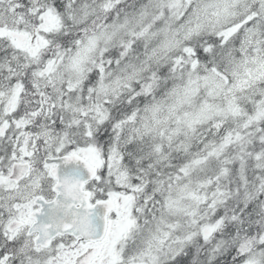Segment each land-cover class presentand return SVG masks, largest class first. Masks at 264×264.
Wrapping results in <instances>:
<instances>
[{
  "label": "snow or ice",
  "instance_id": "6c2138e0",
  "mask_svg": "<svg viewBox=\"0 0 264 264\" xmlns=\"http://www.w3.org/2000/svg\"><path fill=\"white\" fill-rule=\"evenodd\" d=\"M0 264H264V0H0Z\"/></svg>",
  "mask_w": 264,
  "mask_h": 264
}]
</instances>
